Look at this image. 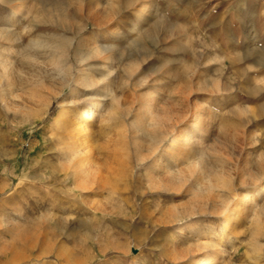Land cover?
Returning <instances> with one entry per match:
<instances>
[{"label":"rangeland","instance_id":"1","mask_svg":"<svg viewBox=\"0 0 264 264\" xmlns=\"http://www.w3.org/2000/svg\"><path fill=\"white\" fill-rule=\"evenodd\" d=\"M87 7L118 39L62 88ZM263 185L264 0H0V264H264Z\"/></svg>","mask_w":264,"mask_h":264},{"label":"bare ground","instance_id":"2","mask_svg":"<svg viewBox=\"0 0 264 264\" xmlns=\"http://www.w3.org/2000/svg\"><path fill=\"white\" fill-rule=\"evenodd\" d=\"M79 12H80V14H79ZM78 14L70 13V14L66 15L65 18L58 20V22L61 21V24H62L61 26L59 25V27L64 29L65 32L67 31L69 33H72V35H73V39H69L67 36L56 38L55 44L53 46V49L56 52V57L54 58V56H53V58H52V63H51V65H53L52 74H53V78L58 82V86L60 85V87H62V88L66 87L67 85L69 86L71 84V82H73V81H75V83L79 87L94 86V85H91L92 77H89V79H86V77H84V75H81L78 77V79H75V75H74V64L75 63L74 62H76V63H92L95 59L99 58L100 56L101 57L103 56L104 60L107 59L106 55L110 52V47H107L106 45L94 44L93 42H95V41L91 42V40H90V37L92 38V36H90V37L85 36L84 38H82V35L88 29H90V27H92V29L94 31L104 30L103 32H105V33H103V35L109 34L112 38H114V40L118 39V33H119L118 30L120 28L118 26H115V27L110 29V27H111L110 26V20H108L107 14L100 12V11H94L92 8H89V7L85 8V9H79ZM100 15H101V17H99ZM16 17H17V14H15V12H14L13 19H15ZM78 18H80V20L81 19L86 20L85 23L79 21ZM112 25H114V24H112ZM69 33H67V34H69ZM79 38H80V40H79ZM76 43H78L77 47H75ZM95 43L98 44L99 42H95ZM94 45H96V46H94ZM72 49H73V51L71 52ZM84 65L86 68L87 67L89 68V66H87L86 64H84ZM92 65H94V64H92ZM102 67H104V66H102ZM104 69H105V67H104ZM79 90L80 89L78 88V89H73L71 91V96L73 99L80 93ZM72 93H73V95H72ZM102 97H103V95H102ZM72 102H74V101H72ZM101 107H102L101 104L95 103L93 108L89 112L86 113L87 119L94 121L96 119V115L101 110ZM63 117H64L63 119H65L66 115ZM84 124H85V120H82L78 124L77 131L79 134V140L81 139L80 140L81 142L78 144V151L77 150L76 151L79 152L80 155H82L85 158V160L88 161V164H89L91 161V158L88 156L89 146H88V143L86 142L87 141L86 138H87V136L91 135L90 133H91L92 129H89L90 132L88 133V135H86L87 133L85 131ZM77 131L75 133H77ZM156 135H154V136H156ZM183 137L185 138V136H183ZM89 170H90V167L86 169L87 174L83 170H81L80 173H81V175L86 174L88 176V174L90 173ZM260 197H264V185L256 193L247 194L243 197L242 202H241V206H240L241 211H243V212L246 211L249 208V206L253 205L255 203L256 199H258ZM231 226H232V222H230L228 224V226L226 227V230L224 229L225 230L224 235L228 236V232H230V230L232 228Z\"/></svg>","mask_w":264,"mask_h":264}]
</instances>
